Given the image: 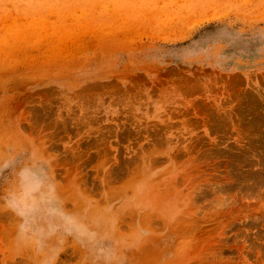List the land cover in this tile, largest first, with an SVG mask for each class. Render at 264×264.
I'll use <instances>...</instances> for the list:
<instances>
[{"label":"rangeland","instance_id":"rangeland-1","mask_svg":"<svg viewBox=\"0 0 264 264\" xmlns=\"http://www.w3.org/2000/svg\"><path fill=\"white\" fill-rule=\"evenodd\" d=\"M0 264H264V0H0Z\"/></svg>","mask_w":264,"mask_h":264}]
</instances>
